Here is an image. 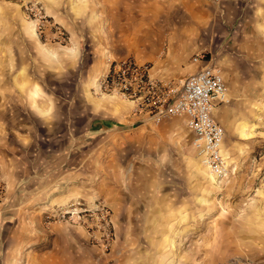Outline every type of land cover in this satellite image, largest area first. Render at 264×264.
Wrapping results in <instances>:
<instances>
[{
	"label": "rangeland",
	"instance_id": "1",
	"mask_svg": "<svg viewBox=\"0 0 264 264\" xmlns=\"http://www.w3.org/2000/svg\"><path fill=\"white\" fill-rule=\"evenodd\" d=\"M140 5L145 0H0V264L41 263L55 237L63 251L67 238L77 248L62 252V264H264V94H232L233 73L220 61L241 58L224 44L225 31L193 50L226 74L229 101L215 116L226 131L229 178L204 166L185 118L109 127L92 111L88 94L103 52L135 41L138 23L148 27L142 20L154 14ZM123 9L129 23L115 17ZM156 15L163 26L166 14ZM163 48L172 51L168 40ZM44 171H62L58 196L69 202L49 205ZM95 202L114 215L118 242L108 255L81 227L47 219Z\"/></svg>",
	"mask_w": 264,
	"mask_h": 264
},
{
	"label": "crops",
	"instance_id": "2",
	"mask_svg": "<svg viewBox=\"0 0 264 264\" xmlns=\"http://www.w3.org/2000/svg\"><path fill=\"white\" fill-rule=\"evenodd\" d=\"M261 1L225 0L221 4H216L209 0H154V2L145 0V5H140L139 9H155L154 14L152 13L149 17L145 16L146 10L142 11L145 16L142 21L148 27L139 22L136 29L139 35L136 36L137 33L133 35L135 41L130 42L126 39L127 41L119 42L116 49L111 47L103 52L101 62L104 64V68L92 82V91L88 94L91 99L92 111L100 114L101 118L99 119L109 127L119 124L129 127L147 122L152 123L145 116L134 114L129 103L118 98L98 96L97 92L102 77L110 70L113 63L134 58L140 63H150L153 66V73L157 77L171 80L185 79L202 67L201 64L192 61L196 54L202 53L199 51L194 53V43L199 40L215 39L216 35L218 36L217 31L219 33L225 31L224 44L231 43L234 48L238 49L237 54L241 58L234 61L226 59L224 63L220 61L221 65H225L233 73L234 81L230 83L232 94H264L262 89L264 88V9H261ZM156 9L164 10L157 11ZM173 9L178 10L174 11ZM205 9H221L220 16L208 14ZM130 12V9L118 10V14L115 15V17L118 16V19H115L118 21L122 19L121 21L129 23L131 21ZM149 12L151 11L149 10ZM158 13L166 14L163 18L165 23L163 26L160 23L156 24V14ZM124 15L128 17L126 18ZM119 26L120 24L115 28L122 32L135 30V27H129L126 30ZM119 39L121 40L122 37L119 36ZM165 40H168L172 51L164 54ZM67 51L72 52L71 49H67ZM210 59L213 61L212 58ZM223 76L226 82V74L224 73ZM247 81L248 84L245 83ZM41 182L45 195L48 194L50 206L57 204L58 201L66 203L71 200L68 196H58L60 193L62 195V171H44L41 175ZM56 196H58L57 199ZM112 220L116 237L114 248L118 242L114 215ZM52 241L54 247L41 255V263L38 262V264H62V252L63 254L65 252L66 256V251L77 249L69 238L66 240L67 246L64 251L60 237H55Z\"/></svg>",
	"mask_w": 264,
	"mask_h": 264
},
{
	"label": "built area",
	"instance_id": "3",
	"mask_svg": "<svg viewBox=\"0 0 264 264\" xmlns=\"http://www.w3.org/2000/svg\"><path fill=\"white\" fill-rule=\"evenodd\" d=\"M209 1L221 4L225 0ZM192 61L202 67L185 79L171 80L155 76L150 63L134 58L120 60L100 80L97 95L129 103L134 114L156 125L175 117L185 118L202 163L217 180H224L231 176V167L223 150L226 131L215 112L229 101L228 88L221 69L207 54H196ZM112 217L110 207L95 202L63 206L47 219L49 224L62 221L81 227L90 243L108 255L116 240Z\"/></svg>",
	"mask_w": 264,
	"mask_h": 264
}]
</instances>
